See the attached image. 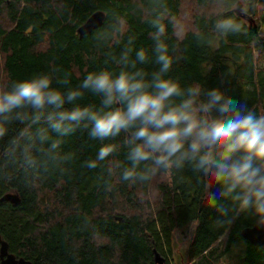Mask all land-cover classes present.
<instances>
[{
	"label": "trees",
	"instance_id": "trees-1",
	"mask_svg": "<svg viewBox=\"0 0 264 264\" xmlns=\"http://www.w3.org/2000/svg\"><path fill=\"white\" fill-rule=\"evenodd\" d=\"M238 1L248 8L236 17L246 32L229 33L225 42L217 39L214 21L222 19L220 13L233 0H167L168 35L183 56L173 74L206 87L223 80L230 94L264 113V0ZM98 10L105 14L104 25L122 21L137 47L151 43L144 22L151 15L149 0H0V84L54 67L71 72L77 83L98 69L107 51L93 47L98 27L78 32ZM169 14L179 25L175 35ZM195 33H207L211 45L198 46ZM111 47L118 55L123 44ZM18 127L12 126L8 138ZM8 138L0 140V235L17 257L34 264H158L156 249L164 264H172L174 233L192 224L181 264H264V246L241 236L252 221L240 217L215 225L207 197L191 173L161 177L149 186L113 178L109 190L103 169L81 167L101 143L86 133L63 145L64 151L76 153L70 172L46 177L42 169L20 167L7 157ZM117 158L122 160L123 152ZM8 193L16 194L18 202L1 200Z\"/></svg>",
	"mask_w": 264,
	"mask_h": 264
},
{
	"label": "clouds",
	"instance_id": "clouds-1",
	"mask_svg": "<svg viewBox=\"0 0 264 264\" xmlns=\"http://www.w3.org/2000/svg\"><path fill=\"white\" fill-rule=\"evenodd\" d=\"M149 5L151 15L144 21L149 45L137 47L122 21L102 23L92 35L94 48L107 49L102 65L79 82L54 67L0 84V140L19 126L5 154L20 167L42 169L45 177L67 174L76 153L63 145L86 133L101 143L81 167L103 169L109 190L113 178L149 186L188 172L202 187L215 225L245 217L264 230V113L230 94L223 80L206 87L174 75L183 56L168 35L167 0ZM247 11L237 12L235 0L228 4L222 19L214 21L217 39L245 33L236 17ZM168 22L175 35L179 25L173 14ZM195 35L198 46L211 45L207 33ZM113 43L123 44L118 55Z\"/></svg>",
	"mask_w": 264,
	"mask_h": 264
},
{
	"label": "water",
	"instance_id": "water-1",
	"mask_svg": "<svg viewBox=\"0 0 264 264\" xmlns=\"http://www.w3.org/2000/svg\"><path fill=\"white\" fill-rule=\"evenodd\" d=\"M241 9V4L237 2V12ZM240 14V13H239ZM105 14L103 11L98 10L91 14L88 19L78 28L80 35L89 33L92 29L99 27L103 20ZM249 24L254 21L252 17H248ZM252 28L256 31L257 26L254 24ZM1 200H10L11 202H18L16 194L8 193L1 197ZM241 236L243 239L255 246H264V230L251 226H246L241 230ZM154 258L156 263L164 264V257L154 249ZM0 259L2 264H34L30 260L24 257H17L14 253L8 250V243L1 238L0 235Z\"/></svg>",
	"mask_w": 264,
	"mask_h": 264
},
{
	"label": "rangeland",
	"instance_id": "rangeland-1",
	"mask_svg": "<svg viewBox=\"0 0 264 264\" xmlns=\"http://www.w3.org/2000/svg\"><path fill=\"white\" fill-rule=\"evenodd\" d=\"M193 228L194 225L190 224L188 227L181 228L174 233V244H173L174 258L171 261L172 264H181L180 254L185 255L186 248L189 245L192 237ZM238 264H240L239 260H238Z\"/></svg>",
	"mask_w": 264,
	"mask_h": 264
}]
</instances>
